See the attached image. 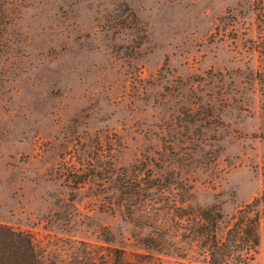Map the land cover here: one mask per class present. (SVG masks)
Segmentation results:
<instances>
[{
    "label": "rangeland",
    "instance_id": "rangeland-1",
    "mask_svg": "<svg viewBox=\"0 0 264 264\" xmlns=\"http://www.w3.org/2000/svg\"><path fill=\"white\" fill-rule=\"evenodd\" d=\"M0 1V224L41 264H210L264 189V0ZM254 209L224 264H264Z\"/></svg>",
    "mask_w": 264,
    "mask_h": 264
},
{
    "label": "trees",
    "instance_id": "trees-1",
    "mask_svg": "<svg viewBox=\"0 0 264 264\" xmlns=\"http://www.w3.org/2000/svg\"><path fill=\"white\" fill-rule=\"evenodd\" d=\"M7 9L9 2L0 1V58L7 49V26L10 22ZM259 202H264V189L237 210L221 242L213 234L208 235L210 264H224L227 258L233 256L234 251L238 252L243 247L246 252L257 245L258 216L254 207ZM0 264H41V256L26 232L0 224Z\"/></svg>",
    "mask_w": 264,
    "mask_h": 264
}]
</instances>
